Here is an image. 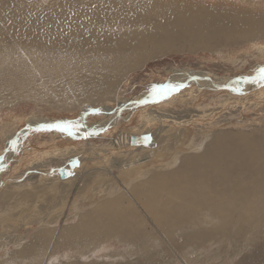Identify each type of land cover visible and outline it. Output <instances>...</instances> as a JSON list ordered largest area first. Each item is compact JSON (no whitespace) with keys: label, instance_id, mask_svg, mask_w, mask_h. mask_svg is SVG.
<instances>
[{"label":"rangeland","instance_id":"1","mask_svg":"<svg viewBox=\"0 0 264 264\" xmlns=\"http://www.w3.org/2000/svg\"><path fill=\"white\" fill-rule=\"evenodd\" d=\"M53 1L39 0L35 9L42 12ZM222 1L213 3H220V10L233 7L247 16L264 18V0ZM35 33L36 28L29 40L24 41V51L20 44L11 43V49L10 43H0V157L10 146L5 143L9 135L16 137L18 130L28 125L29 118L53 123L78 119L81 122L80 116L86 113L85 122L92 136L73 141L71 136L56 130L32 128L21 137L16 150L8 153L10 158L0 170V264H144L136 246L127 247L116 238L86 241L74 237L70 232L78 215L88 213L124 181L119 164L145 156L147 150L142 149L148 147L146 144L153 137L158 145L162 135H166L163 147L169 156L175 153L171 149L182 155L194 154L190 149L194 144L205 147L216 135L228 133L262 142L264 90L259 91L263 88L259 85L239 93L230 85L199 91L194 84H188L158 102L136 104L134 109L124 111L117 124L104 130L98 126L107 116L103 107L110 104L115 109L119 99L131 100L150 93L153 85L167 84L171 73L176 75L180 71L201 72L222 80L253 76L264 67V34L252 41L233 37L234 40L219 39L196 47L182 39L159 40V44L150 48L148 57L139 48L135 67L121 68V74L111 75L106 84L98 79V74H91L90 64L88 69H83V65L81 69H72L61 52L40 53V46L32 43L37 39ZM4 54L9 57L6 59ZM187 88L191 91L182 92ZM97 100L99 103L94 102ZM85 109L92 112L88 114ZM147 122L153 129L142 128ZM125 132L140 134L141 148L118 149L111 143ZM148 135L151 139L145 141ZM69 158L77 159L75 166L80 159L83 164L74 178L59 180L55 172ZM248 230L252 232L237 237L220 231L209 240L199 241L202 243H196L198 247L193 249L182 235L172 239L159 237V243L147 255L146 264H152L154 258L155 264H264V232L257 227ZM183 246L184 250L179 249ZM27 247L35 251L28 253Z\"/></svg>","mask_w":264,"mask_h":264},{"label":"bare ground","instance_id":"2","mask_svg":"<svg viewBox=\"0 0 264 264\" xmlns=\"http://www.w3.org/2000/svg\"><path fill=\"white\" fill-rule=\"evenodd\" d=\"M219 5L213 0H54L51 6L38 12L35 7L39 6V0H0V43H10L11 49L13 44H20L24 51V41L29 40L36 28L37 39L32 43L40 46V53L61 52L63 58L70 61L67 63L72 69L80 68V65L88 69L90 64L91 74H98V79L108 84L109 77L119 74L121 68L135 67L139 48L144 49V56L148 57L150 48L161 40L182 39L196 47L233 37L252 41L264 34L263 16L250 17L233 7L220 10ZM175 30L177 32H173ZM80 54L82 58L78 57ZM5 56L6 59L9 57ZM171 74L168 83L194 84L199 91L215 89L214 86L224 85L229 80L211 78L196 71ZM259 85L249 81L231 87L232 90L239 89L235 92H245ZM261 87L259 91L264 90V85ZM187 90L189 88L182 92ZM148 93L131 100L119 99L115 109L110 104L104 106L102 112L107 116L102 119L105 122L101 121L98 126L104 130L117 124L124 111L134 109L138 105L136 102L147 98ZM118 108L122 111L115 116ZM85 116L86 113L80 116V134L71 136L72 140L92 136ZM50 123L53 122L47 119L29 118L28 131L16 133L14 139L20 142L30 129ZM89 128L95 129L96 125ZM142 128L151 130L153 125L147 122ZM137 134L121 133L111 143L118 149L130 148V137L135 136L134 148L137 149L143 144V138ZM162 136L160 144L153 141L154 137L150 144H146L148 147L142 149L147 150L145 156L133 157L119 164L124 181L121 180L117 184L119 188L112 189L88 213L81 212L70 234L86 241L116 238L128 244L127 247L136 246L141 261L146 264L147 255L159 243V237L172 239L182 235L188 247L193 249L202 243L199 241L209 240L220 231L236 237L254 227L264 232V140L259 142L240 134L216 135L205 147L192 144L190 149L195 151L194 154L182 155L170 147L175 153L169 156L163 147L166 135ZM147 137L151 139L150 135ZM12 139L13 135H9L5 143L11 144ZM8 158L9 154L4 160ZM76 160L69 158L61 164L71 173L63 181L74 178L75 172L81 168L83 159L75 166ZM114 173L112 175L117 179ZM67 234L69 232L65 236ZM32 249L35 251L32 247L25 248L28 253H32ZM179 249L184 250L185 247ZM152 264H155V258Z\"/></svg>","mask_w":264,"mask_h":264},{"label":"snow or ice","instance_id":"3","mask_svg":"<svg viewBox=\"0 0 264 264\" xmlns=\"http://www.w3.org/2000/svg\"><path fill=\"white\" fill-rule=\"evenodd\" d=\"M245 82L251 81L252 83H259L264 85V67L258 69L255 76L244 77ZM184 87L182 84H163V85H153L149 97L145 100L140 101V103H149V102H158L161 99L168 97L171 93L179 91L180 88ZM238 91L239 89H234ZM82 127V124L79 120L76 121H59L56 123L43 124L38 127V131H51L56 130L61 133H66L69 136H75ZM145 141L150 140V137H145ZM15 143V141H13ZM76 163V162H74ZM71 175V173H69Z\"/></svg>","mask_w":264,"mask_h":264},{"label":"water","instance_id":"4","mask_svg":"<svg viewBox=\"0 0 264 264\" xmlns=\"http://www.w3.org/2000/svg\"><path fill=\"white\" fill-rule=\"evenodd\" d=\"M253 76H255V75H253ZM245 77H252V76H245ZM244 77H240V78H236V79H229L228 81H227V83H225L224 85H221V86H214V88L215 89H223V88H227L228 86H230V85H234V86H239V85H244V83H245V81H244V79H243ZM168 84V83H167ZM148 98V97H147ZM147 98H145V99H147ZM144 99V100H145ZM149 103H151V102H149ZM128 104H130V103H128ZM127 104V105H128ZM136 104H138V106L139 105H141V104H146V103H137L136 102ZM122 111V109L121 108H118L117 109V112H116V114H115V116H117L120 112ZM92 111L90 110V111H88L87 113L89 114V113H91ZM56 123V122H55ZM109 125V124H108ZM110 126V125H109ZM37 130V129H36ZM19 131H22L23 133H25L26 131H28L27 130V124H25V126L21 129V130H18V132ZM29 133V132H28ZM66 134V133H65ZM13 139H14V135H13ZM12 139V142H11V144H10V146L9 147H6V149L4 150V152H3V154L1 155V157H0V170L1 169H3L4 167H5V164L7 163V160H4V158H5V156L8 154V153H12V152H14L15 151V148H16V144H17V142L18 141H15V139L13 140ZM13 141H15V143H13ZM136 137L135 136H131L130 137V141H129V145L130 146H135L136 145ZM56 172H57V174H58V177H59V179H61V180H64V179H66L68 176H69V170H67L66 168H65V165H63V166H60L57 170H56Z\"/></svg>","mask_w":264,"mask_h":264}]
</instances>
